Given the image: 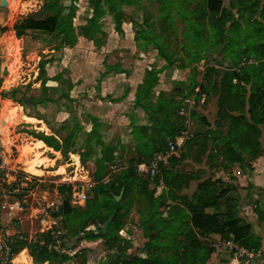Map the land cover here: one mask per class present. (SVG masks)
I'll use <instances>...</instances> for the list:
<instances>
[{"label":"rangeland","instance_id":"1","mask_svg":"<svg viewBox=\"0 0 264 264\" xmlns=\"http://www.w3.org/2000/svg\"><path fill=\"white\" fill-rule=\"evenodd\" d=\"M111 1L115 7L109 5ZM217 1L223 11L211 15L205 0H101L94 27L93 0H77L75 40L66 44L64 36L56 32L27 31L17 36L13 26L27 17L46 18L57 7L66 12L70 0H0V156L9 169L12 187L20 191L8 200L0 194V232H21L24 240L19 244L27 249L31 262H21L20 254L19 264H115L108 260L112 253L105 247L111 237L127 247V256L140 255L146 242L140 224L150 212L140 192L141 180L134 171V181L126 192L118 188L109 194L108 186L116 183L117 187L121 172L150 161L158 153L155 149L161 152L168 140L179 148L175 158L190 181L220 179L227 189L226 198H240L243 187L238 179L255 166L264 176L263 130L258 138L263 153L248 170L243 162L230 166L222 160L216 138L224 136L227 127L214 126L222 73L238 70L225 48L232 44L231 53H240L243 39L252 38L257 24H264V0ZM52 3L55 6L49 9ZM118 13L119 23L115 20ZM147 35L156 38L169 62L154 42H147ZM130 49H134L133 55ZM117 50L121 54H115ZM105 52L115 60L131 56L146 59L156 70L150 93L143 97V80L136 91L138 101L135 96L134 104L126 105L124 125L117 130L108 117L84 110L98 94L97 85L83 78L98 68ZM74 77L79 80L72 81ZM244 88L247 96L248 86ZM124 92L103 101L121 99ZM158 101L163 103L158 114L167 115L170 123L167 131L154 122V112L142 108L153 107ZM91 106L101 113L115 112L100 110V104ZM43 137L53 147H48ZM36 153H40L37 159H45L42 155L50 160L36 167L38 174H31L25 164H31ZM200 183L188 182L172 195L167 186L156 188L155 196L163 190L162 204L169 205L165 209L161 205L163 216L182 206L183 199L190 200ZM73 187L87 191L83 204L73 199ZM148 188H154L153 182ZM112 197L123 206L118 214L112 208ZM225 204L223 200L221 210ZM217 235L201 239L206 249H213L207 264H225L235 255L224 236ZM217 242L222 243L220 250L213 247ZM214 253H219V261ZM253 263L248 259L243 262Z\"/></svg>","mask_w":264,"mask_h":264},{"label":"trees","instance_id":"2","mask_svg":"<svg viewBox=\"0 0 264 264\" xmlns=\"http://www.w3.org/2000/svg\"><path fill=\"white\" fill-rule=\"evenodd\" d=\"M205 1L207 10L211 15L223 11L220 1ZM76 3L77 0H70L66 12L57 7L53 10L52 15L43 19L28 17L21 19L15 23L13 30L17 36H21L27 31L56 32L64 36L66 44H72L75 40L73 19ZM92 3H94V9L91 24L95 27L97 26L98 11L102 6L101 0H93ZM109 5L115 7L112 1L109 2ZM54 6L55 4L52 3L48 5V8L53 9ZM118 15L120 14H115L117 23H119ZM232 29L230 27L229 31L232 32ZM146 39L148 43L154 42L155 49L159 54L166 61H170L169 56L164 52L156 38H150L147 35ZM229 40L230 43L234 42L231 37ZM242 44L243 49L240 53L237 50L235 55L231 53L232 44L228 46L230 48H225L226 54L232 58L238 70L222 73L217 102V118L214 121V126L215 129L227 127L226 134L216 138L221 145L222 160L226 165H242L243 162L245 168L252 170V162L263 153L258 138L261 133L260 129L263 130L264 134V24L258 23L253 37L247 40L244 38ZM236 47L240 48V45ZM240 57H243L244 60L240 61ZM250 60L255 63H249ZM155 80L156 70L151 68L146 72L144 78L143 97L150 93V88ZM245 86H248L247 96H245ZM138 98L139 96H136V102ZM100 99L104 100L105 98ZM162 105L163 103L158 101L153 107L146 105L142 108L147 112H154L153 115L156 117L154 122L160 124L162 129L167 131L170 124L167 115L158 114ZM244 107L246 108L244 109ZM84 110L89 114L85 108ZM208 133L216 135L214 130H208ZM168 135L171 134L168 133ZM51 139L56 143L54 138ZM41 140L48 147H53L47 142L46 137ZM55 149H57L56 146ZM155 151L160 152L158 149ZM179 163L178 159L170 157L168 165L160 167L159 173L153 181L139 175L136 169H128L121 172L117 177V187H115L116 183L108 186L109 194L117 192L118 188H123L126 192L132 185L136 173L141 180L140 192L144 194L150 206V212L142 218L140 224L146 238V242L141 248V254L127 256L124 251L127 247H123L117 238L111 237L105 242L107 251L112 253L108 260L115 264H207L209 254L213 249H206L201 239L208 238L211 234H222L224 239L232 241L248 253H255L260 248V239L250 232L248 224L241 222L237 217L236 202L233 198H226L227 189L223 187L224 182L220 179L204 180L198 184L195 194L190 200L183 199L182 206L173 207L171 211L166 213L165 217L163 216L161 205L164 209L168 208L169 205L162 204L165 199L163 190L155 196V189L159 183L167 186L168 194L172 195L173 192H178L185 187L191 179L183 170L179 169ZM152 182L154 188H148ZM223 200L226 204L224 210H221ZM111 205L116 214L123 207L115 202L113 197ZM64 207L68 208L67 202H64ZM208 210H214V212H208ZM259 217L262 218L263 216L259 214ZM43 257L45 258V256Z\"/></svg>","mask_w":264,"mask_h":264},{"label":"crops","instance_id":"3","mask_svg":"<svg viewBox=\"0 0 264 264\" xmlns=\"http://www.w3.org/2000/svg\"><path fill=\"white\" fill-rule=\"evenodd\" d=\"M129 53L133 55L135 53L134 49H130ZM115 54L121 53L117 50L115 51ZM101 58L102 60L99 63L98 68L92 70V72L88 73L86 76L83 75L84 78L82 77L84 82L89 80V83H95L97 85L96 91L98 94L97 97L91 99V101L86 103L85 106L90 114H96L105 118L108 117L109 120L113 121L115 127H118L115 128L117 130L123 127L125 121L124 109L128 103L130 105L134 104L136 91L144 80L146 72L151 69V66L148 64V61L147 64L145 63L146 59L142 60L132 56L128 60H115V58L108 55L107 52H105ZM112 59L118 62L115 63ZM112 65L115 66L112 67ZM77 80L79 79L74 77L72 81ZM121 90H125L121 99L115 101H110V99L103 101L100 99L110 95L114 96L117 93L120 94ZM92 104L95 106L99 104L102 105L100 110L111 108L114 109L115 112L101 113L98 111V108H92ZM206 121L210 123L209 120L206 119ZM39 152L42 153L43 151ZM41 158L50 160L48 156L43 157L41 155ZM261 171L262 170L255 166V169L249 172L247 176H243L242 180L237 177L239 178V185L243 187L242 189H239L240 198L238 197L235 201L237 217L241 222L248 224L250 226V232L260 239V248L255 253L243 255V261L242 259H238L239 264H243L246 259H248L249 262L253 260V264H264V176L262 175L261 177L259 175ZM200 181L201 180L196 179L189 182H194L195 185H197ZM259 214L263 217L260 218ZM217 236V234H212L213 238H216ZM221 244V242H217L213 244V247L220 250ZM213 257L217 261L220 259L219 253H214ZM236 260L237 258L235 255L232 257L230 256L228 262H225V264H236Z\"/></svg>","mask_w":264,"mask_h":264},{"label":"built area","instance_id":"4","mask_svg":"<svg viewBox=\"0 0 264 264\" xmlns=\"http://www.w3.org/2000/svg\"><path fill=\"white\" fill-rule=\"evenodd\" d=\"M178 154L179 148L176 147L173 141L168 140L166 142L165 149L155 154L150 161L138 163L136 165V172L139 175L147 177L149 180L153 181L157 177L160 167L167 166L169 158L177 157ZM9 178V169L0 156V179L2 180V184L0 185V194L1 198L4 200L10 199L13 194L15 196L20 194L18 187H12ZM161 185L162 184L160 182L156 187L157 190L160 189ZM71 192L73 199L78 203L83 204L86 201L87 191L83 187H73ZM23 240L24 238L18 229H15L12 234L8 232H0V264H19L17 258L20 254H23L27 260H30V255L28 254L27 249L18 245ZM225 243L229 248L235 250L234 254L237 258L236 264H239L238 259H240L243 255L248 254L245 249L238 247L230 240H226Z\"/></svg>","mask_w":264,"mask_h":264},{"label":"bare ground","instance_id":"5","mask_svg":"<svg viewBox=\"0 0 264 264\" xmlns=\"http://www.w3.org/2000/svg\"><path fill=\"white\" fill-rule=\"evenodd\" d=\"M40 146L36 147V148H39ZM33 149L32 151L35 150V148H31ZM40 156V153H36L35 154V159L32 160V163L31 164H25V170L31 174H38V171L36 169V167H39L41 164H43L44 162H46L47 160L46 159H37L38 157ZM21 260V262H25V263H29L30 261L26 259V257L21 254L20 257H19Z\"/></svg>","mask_w":264,"mask_h":264},{"label":"water","instance_id":"6","mask_svg":"<svg viewBox=\"0 0 264 264\" xmlns=\"http://www.w3.org/2000/svg\"><path fill=\"white\" fill-rule=\"evenodd\" d=\"M105 229H106V223L103 226V230H102L103 233L105 232Z\"/></svg>","mask_w":264,"mask_h":264}]
</instances>
